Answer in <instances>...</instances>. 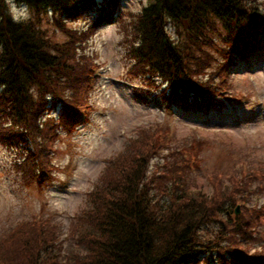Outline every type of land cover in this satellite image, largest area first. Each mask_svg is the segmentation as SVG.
Segmentation results:
<instances>
[{"label": "trees", "instance_id": "1", "mask_svg": "<svg viewBox=\"0 0 264 264\" xmlns=\"http://www.w3.org/2000/svg\"><path fill=\"white\" fill-rule=\"evenodd\" d=\"M8 1L0 0V146L16 152L13 164L22 182L41 189L55 169L53 143L72 135L83 121L78 111L89 107L88 73L96 61L87 40L98 24L117 18L121 0H11L32 12L19 21L10 16ZM260 3L148 0L127 21L118 17L124 76L146 86L139 93L144 100L153 89L188 110L237 99L231 67L253 60L264 46ZM92 11L96 16L85 28L67 25ZM48 13L64 41L42 27ZM156 126L139 127L88 193V206L77 215V241L85 250L76 264H202L209 258L216 264H264V230L256 228L264 212L247 204L252 187L253 193L264 191V167L259 174L242 167L225 178L210 173L214 191L192 192L186 181L200 163L203 141L195 137L161 155L170 148V127ZM158 156L162 161L150 170ZM39 221L0 238V264H56L54 234ZM208 225L216 228L204 237Z\"/></svg>", "mask_w": 264, "mask_h": 264}, {"label": "rangeland", "instance_id": "2", "mask_svg": "<svg viewBox=\"0 0 264 264\" xmlns=\"http://www.w3.org/2000/svg\"><path fill=\"white\" fill-rule=\"evenodd\" d=\"M147 1L121 0L117 18L103 21L91 32L87 50L96 56V63L99 62L94 87L89 91L92 107L86 121L72 135H62L54 143L55 169L51 171V181L41 189L34 183H23L13 164L16 152L0 146L1 239L17 234L16 228L27 220L33 222V217L39 214L42 217L39 222H46L48 232L54 234L50 249L55 254L56 264H76L85 250L77 241L82 229L77 215L88 206L87 192L95 189L107 162L123 150L129 137H135L141 126L153 128L165 122L170 125L171 145L163 149L161 155L195 137L203 141L200 163L186 181L187 190L192 192L201 190L211 194L214 191L208 179L210 173L223 172L225 178L243 165L246 172H261L259 169L264 167V46L252 62H239L230 75L240 101L223 99V104L217 108L203 112L185 110L174 104L166 106L153 89L148 99L142 100L138 93H144L146 86L140 80L130 81L124 76L126 65L119 45L122 32L118 17L127 21V14L139 10ZM258 1L264 10V0ZM13 4L20 11L26 10V18L31 15L26 5L8 1L10 16L13 17ZM95 16L96 12L92 11L67 25L81 29ZM42 17V27L49 36L55 41H64L65 35L53 27L50 14ZM262 42L264 44V37ZM161 158H153L150 170ZM251 182L257 183L256 180ZM249 186L250 183L247 189ZM252 189L255 188H251L247 204L262 209L264 191L253 193ZM165 200L162 196L161 201ZM257 227L264 230V223ZM215 228V225L204 227L203 236L212 235ZM261 241L264 243V239ZM215 261L209 258L202 264H216Z\"/></svg>", "mask_w": 264, "mask_h": 264}, {"label": "clouds", "instance_id": "3", "mask_svg": "<svg viewBox=\"0 0 264 264\" xmlns=\"http://www.w3.org/2000/svg\"><path fill=\"white\" fill-rule=\"evenodd\" d=\"M9 2H11V0H9ZM11 12L13 15V19L16 21H19L22 17L26 18L27 15L26 10H18L14 4L11 6Z\"/></svg>", "mask_w": 264, "mask_h": 264}, {"label": "water", "instance_id": "4", "mask_svg": "<svg viewBox=\"0 0 264 264\" xmlns=\"http://www.w3.org/2000/svg\"><path fill=\"white\" fill-rule=\"evenodd\" d=\"M235 211H236V212L238 211V206H236Z\"/></svg>", "mask_w": 264, "mask_h": 264}]
</instances>
